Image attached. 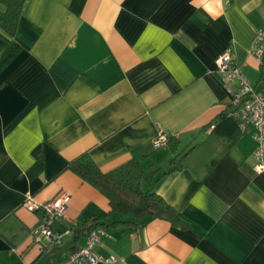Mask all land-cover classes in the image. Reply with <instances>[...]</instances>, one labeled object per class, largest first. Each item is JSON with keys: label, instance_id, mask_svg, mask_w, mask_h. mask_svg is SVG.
Segmentation results:
<instances>
[{"label": "crops", "instance_id": "1", "mask_svg": "<svg viewBox=\"0 0 264 264\" xmlns=\"http://www.w3.org/2000/svg\"><path fill=\"white\" fill-rule=\"evenodd\" d=\"M262 24L264 0H22L14 33L0 24V58L17 46L0 70V264H57L86 241L70 228L95 217L94 249L118 264H264V169L215 70L230 48L264 93L250 53ZM160 131L172 138L154 147ZM83 152L101 171L135 156L140 187L185 221L125 222L67 167ZM61 192L53 236L35 238L40 212L22 200Z\"/></svg>", "mask_w": 264, "mask_h": 264}, {"label": "built area", "instance_id": "2", "mask_svg": "<svg viewBox=\"0 0 264 264\" xmlns=\"http://www.w3.org/2000/svg\"><path fill=\"white\" fill-rule=\"evenodd\" d=\"M250 53L254 55L259 68L264 74V24L256 30L253 37ZM215 70L230 96V108L225 114L234 117L240 128L244 129L250 125L253 128L252 137L254 139V156L257 171L264 169V93L254 89L250 81L241 72L237 65L232 63V52L230 48H225L215 58ZM210 128L213 124H210ZM167 134L160 131L152 139L154 147L162 146L167 142ZM70 200V195L61 192L50 200L37 202L30 195H27L21 205L30 211L40 212V221L32 229L35 238L40 236L51 237L52 223L64 213V209ZM104 230L100 227L91 230L83 246L71 251L57 264H118L119 260L110 255L102 256L95 251L94 247L99 242Z\"/></svg>", "mask_w": 264, "mask_h": 264}, {"label": "trees", "instance_id": "3", "mask_svg": "<svg viewBox=\"0 0 264 264\" xmlns=\"http://www.w3.org/2000/svg\"><path fill=\"white\" fill-rule=\"evenodd\" d=\"M0 2L6 6L4 10H0V24L11 35L18 22L22 0H0ZM16 49L17 46H12L0 58V70L9 63L17 52ZM171 138L172 136L168 137L167 141ZM67 167L106 196L111 211L118 212L125 218V222H134L145 214L172 222L185 221V218L153 188L140 187L143 171L135 156L111 170L101 171L91 155L83 152L70 160ZM168 170L170 169L165 170L164 173ZM99 218L95 217L87 224L70 228L74 238L80 233L87 235L91 230L98 228L101 224ZM52 232L54 233L53 229Z\"/></svg>", "mask_w": 264, "mask_h": 264}, {"label": "rangeland", "instance_id": "4", "mask_svg": "<svg viewBox=\"0 0 264 264\" xmlns=\"http://www.w3.org/2000/svg\"><path fill=\"white\" fill-rule=\"evenodd\" d=\"M141 188H142V189L145 188L143 184L141 185Z\"/></svg>", "mask_w": 264, "mask_h": 264}]
</instances>
